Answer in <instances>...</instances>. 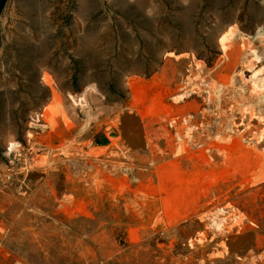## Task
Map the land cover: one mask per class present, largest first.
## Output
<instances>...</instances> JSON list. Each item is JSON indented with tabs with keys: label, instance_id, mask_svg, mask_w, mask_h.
Returning <instances> with one entry per match:
<instances>
[{
	"label": "rangeland",
	"instance_id": "rangeland-1",
	"mask_svg": "<svg viewBox=\"0 0 264 264\" xmlns=\"http://www.w3.org/2000/svg\"><path fill=\"white\" fill-rule=\"evenodd\" d=\"M0 264H264V0H0Z\"/></svg>",
	"mask_w": 264,
	"mask_h": 264
},
{
	"label": "crops",
	"instance_id": "crops-1",
	"mask_svg": "<svg viewBox=\"0 0 264 264\" xmlns=\"http://www.w3.org/2000/svg\"><path fill=\"white\" fill-rule=\"evenodd\" d=\"M183 59V58H182ZM192 60V59H191ZM193 62L195 59L193 58ZM200 61V60H196ZM166 69H170L169 62L164 64ZM162 86L164 91L167 92V96H169L170 92V83L166 82L164 79H161V75L157 73H153L148 77H139L133 79L130 85V98L126 103H124L123 108L125 109L122 112L123 114H134L138 118V121L142 124H147V109L148 107L159 98L158 87ZM142 90V92H141ZM123 122L126 124V120Z\"/></svg>",
	"mask_w": 264,
	"mask_h": 264
},
{
	"label": "bare ground",
	"instance_id": "bare-ground-1",
	"mask_svg": "<svg viewBox=\"0 0 264 264\" xmlns=\"http://www.w3.org/2000/svg\"><path fill=\"white\" fill-rule=\"evenodd\" d=\"M226 37H227V35H226ZM224 38H225V37L223 36V37H222V40H224ZM225 46H226V45H225ZM225 48H226V47H225ZM47 78H48V76H47ZM45 80L47 81V79H45ZM51 82H52V81H51ZM141 92H142V90H141ZM142 93H143V92H142ZM243 93H244V92H243ZM216 95H217V94H216ZM75 103H76V102H75ZM79 103H80V102H79ZM79 103H78V104H79ZM248 108H249V107H248ZM250 109H251V108H250ZM247 110H248V109H247ZM254 110H255V109H254ZM256 110H257V109H256ZM256 110H255V112H256ZM244 111H245V110H244ZM242 112H243V111H242ZM255 112H254V113H255ZM87 113H88V112H87ZM244 113H245V112H244ZM250 113H251V112H250ZM253 115H254V114H253ZM257 116H258V115H257ZM257 116H256V117H257ZM244 117H245V116H244ZM246 117H247V116H246ZM246 117H245V118H246ZM253 117H255V116H253ZM216 118H217V117H216ZM247 118H248V117H247ZM242 119H243V118H242ZM205 120H206V119H205ZM244 120H245V119H244ZM242 122H243V120H242ZM205 123H206V122H205ZM247 125H248V124H247ZM249 125H250V124H249ZM249 125H248V126H249ZM215 127H216V126H215ZM221 127H222V126H221ZM196 129H197V128H196ZM248 133H249V132H248ZM218 135H219V134H218ZM239 138H240V137H239ZM241 140H242V139H241ZM243 140H244V139H243ZM250 143H251V142H250ZM199 144H200V143H199ZM184 150H185V149H184ZM189 152H190V151H189ZM126 157H127V156H126ZM246 158H247V157H246ZM49 165H50V164H49ZM49 167H50V166H49ZM75 169H76V168H75ZM254 176H255V175H254ZM243 178H244V177H243ZM242 181H243V180H242ZM240 189H241V188H240ZM223 236H224V235H223ZM221 237H222V236H221ZM213 250H214V249H213Z\"/></svg>",
	"mask_w": 264,
	"mask_h": 264
},
{
	"label": "trees",
	"instance_id": "trees-1",
	"mask_svg": "<svg viewBox=\"0 0 264 264\" xmlns=\"http://www.w3.org/2000/svg\"><path fill=\"white\" fill-rule=\"evenodd\" d=\"M2 1H4V0H2ZM209 63H212V62L209 61Z\"/></svg>",
	"mask_w": 264,
	"mask_h": 264
}]
</instances>
